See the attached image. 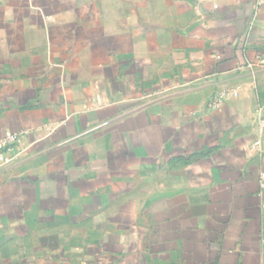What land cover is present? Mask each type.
<instances>
[{
  "label": "crops",
  "instance_id": "1",
  "mask_svg": "<svg viewBox=\"0 0 264 264\" xmlns=\"http://www.w3.org/2000/svg\"><path fill=\"white\" fill-rule=\"evenodd\" d=\"M263 60L264 0H0V264H264Z\"/></svg>",
  "mask_w": 264,
  "mask_h": 264
},
{
  "label": "rangeland",
  "instance_id": "2",
  "mask_svg": "<svg viewBox=\"0 0 264 264\" xmlns=\"http://www.w3.org/2000/svg\"><path fill=\"white\" fill-rule=\"evenodd\" d=\"M95 214L73 215L70 219L54 221L49 229L41 230L35 239L30 238V248H24L22 252L30 255L55 256L65 262L83 260L90 263L95 259ZM25 245H27V242ZM78 255V258H76Z\"/></svg>",
  "mask_w": 264,
  "mask_h": 264
},
{
  "label": "built area",
  "instance_id": "3",
  "mask_svg": "<svg viewBox=\"0 0 264 264\" xmlns=\"http://www.w3.org/2000/svg\"><path fill=\"white\" fill-rule=\"evenodd\" d=\"M26 133L27 131L24 130L8 131L0 138V165H9L16 160L19 144ZM261 186L264 188V174L261 179Z\"/></svg>",
  "mask_w": 264,
  "mask_h": 264
}]
</instances>
